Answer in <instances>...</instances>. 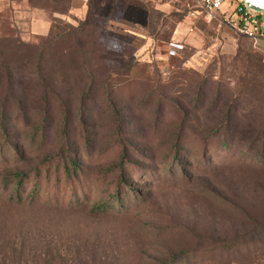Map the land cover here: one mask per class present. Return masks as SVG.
Instances as JSON below:
<instances>
[{
	"label": "rangeland",
	"instance_id": "rangeland-1",
	"mask_svg": "<svg viewBox=\"0 0 264 264\" xmlns=\"http://www.w3.org/2000/svg\"><path fill=\"white\" fill-rule=\"evenodd\" d=\"M183 1L148 42L0 9V264H264V63Z\"/></svg>",
	"mask_w": 264,
	"mask_h": 264
},
{
	"label": "crops",
	"instance_id": "crops-1",
	"mask_svg": "<svg viewBox=\"0 0 264 264\" xmlns=\"http://www.w3.org/2000/svg\"><path fill=\"white\" fill-rule=\"evenodd\" d=\"M67 2L61 8L53 6L43 8L31 3L30 0H0V9L17 12L50 10L63 12L60 14L62 17L73 18H83L89 12H101L109 24L132 28L133 34L142 36L145 42L154 41V32L158 31V37L161 29L165 27H170L169 37L177 36L181 33L184 22L188 20L187 14L180 8L183 6V0H67ZM112 12L118 13L111 16ZM30 20L32 27L43 26L46 30L51 23L47 16L39 17L37 14ZM236 36H241L253 50L257 51L264 63V37L250 38L239 34Z\"/></svg>",
	"mask_w": 264,
	"mask_h": 264
},
{
	"label": "built area",
	"instance_id": "built-area-1",
	"mask_svg": "<svg viewBox=\"0 0 264 264\" xmlns=\"http://www.w3.org/2000/svg\"><path fill=\"white\" fill-rule=\"evenodd\" d=\"M210 18L224 22L235 33L256 38L264 37V18L242 0H194Z\"/></svg>",
	"mask_w": 264,
	"mask_h": 264
},
{
	"label": "water",
	"instance_id": "water-1",
	"mask_svg": "<svg viewBox=\"0 0 264 264\" xmlns=\"http://www.w3.org/2000/svg\"><path fill=\"white\" fill-rule=\"evenodd\" d=\"M245 5L256 11L264 12V0H242Z\"/></svg>",
	"mask_w": 264,
	"mask_h": 264
},
{
	"label": "trees",
	"instance_id": "trees-1",
	"mask_svg": "<svg viewBox=\"0 0 264 264\" xmlns=\"http://www.w3.org/2000/svg\"><path fill=\"white\" fill-rule=\"evenodd\" d=\"M240 35H241V34H240ZM243 36H244V35H243ZM20 182H21V180H19V179L16 180V186H15V188H18Z\"/></svg>",
	"mask_w": 264,
	"mask_h": 264
}]
</instances>
